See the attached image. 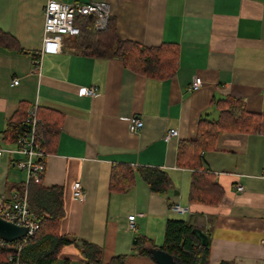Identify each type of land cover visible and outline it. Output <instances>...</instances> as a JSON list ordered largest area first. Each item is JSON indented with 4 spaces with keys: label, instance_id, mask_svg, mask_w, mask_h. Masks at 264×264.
Here are the masks:
<instances>
[{
    "label": "crops",
    "instance_id": "0c3cea01",
    "mask_svg": "<svg viewBox=\"0 0 264 264\" xmlns=\"http://www.w3.org/2000/svg\"><path fill=\"white\" fill-rule=\"evenodd\" d=\"M64 3L105 1L117 36L142 46L173 42L178 46L174 75L156 79L124 67L116 57L83 53L86 31L65 35L61 51L32 58L43 37L46 0H0V29L14 36L20 50L0 45V146L8 123L37 103L54 134L44 158L40 184L62 189L64 215L60 233L75 243L64 245L53 264H84L77 244L86 240L102 248V260L125 255L124 264H157L150 248L163 243L167 219L184 220L209 240L208 264H264V0H58ZM194 76L201 84L189 89ZM18 78L17 84L11 81ZM95 87L93 96L78 93ZM232 96L256 113L259 131H225L201 154V168L211 173L224 194L217 205L190 203L192 169L176 164L180 140L193 139L198 120L218 117L213 101ZM142 120L139 132L130 118ZM177 129L165 141L164 133ZM116 164L164 171L171 188L151 192L136 174L124 193L108 189ZM26 174L4 153L0 161V197L5 205L24 186ZM80 182L83 199L72 195ZM242 185L236 191L235 185ZM179 203L188 211L178 214ZM134 214L136 229L127 228ZM144 251V252H142Z\"/></svg>",
    "mask_w": 264,
    "mask_h": 264
},
{
    "label": "trees",
    "instance_id": "16d2710c",
    "mask_svg": "<svg viewBox=\"0 0 264 264\" xmlns=\"http://www.w3.org/2000/svg\"><path fill=\"white\" fill-rule=\"evenodd\" d=\"M80 33L85 30L87 42L83 53L92 56L116 57L124 67L150 78L167 79L174 75L178 64V46L173 42H162L156 46H142L136 42L122 40L117 36L111 18L105 30L97 31L89 17H75ZM0 45L8 49H18L14 36L0 29ZM36 53L33 58H36ZM218 110L216 119L202 116L197 123L193 139L180 140L177 145L176 164L193 170L188 199L190 203L217 205L224 191L212 178L211 173L201 168V154L214 147L218 134L225 131L255 133L259 131L260 120L256 113L246 110L242 100L227 96L213 101ZM25 109L10 119L6 129V139L16 141L21 132ZM40 123L38 131L42 136V148L47 152L54 134L50 123L44 121L38 111ZM138 174L151 192L163 194L171 188L168 175L153 167H139L136 171L129 166L116 164L110 171L108 189L110 192L124 193L134 184ZM23 187L20 186L18 190ZM31 210L40 221L37 231L25 241L12 242L0 239V264H53L60 249L75 243L74 236L60 233L59 220L64 215L62 189L57 186L43 187L40 183H29L26 187ZM193 224L180 219H167L164 226L162 250L177 258L182 264H208L209 240L202 245L193 233ZM20 245L18 249L17 246ZM84 264H99L102 248L81 240L77 244ZM144 252V251H142ZM125 255L111 257L107 264H124ZM64 264H68L66 260ZM220 264H232L221 262Z\"/></svg>",
    "mask_w": 264,
    "mask_h": 264
},
{
    "label": "built area",
    "instance_id": "2783aa9c",
    "mask_svg": "<svg viewBox=\"0 0 264 264\" xmlns=\"http://www.w3.org/2000/svg\"><path fill=\"white\" fill-rule=\"evenodd\" d=\"M89 17L92 19L94 30L102 31L108 26L111 11L107 2L92 1L88 3H64L58 0H46L43 7V37L36 58H32V72H40V58L43 55H53L61 51L62 41L65 35H77L79 28L75 24V17ZM18 78L12 79V84H17ZM201 84L198 76H194L189 89H197ZM78 93L81 95L93 96L97 93L95 87L82 86ZM22 128L16 141L11 147L0 146V161L4 153L12 157L13 165L26 174L23 191L14 192L11 201L5 205L3 197H0V217L15 223L16 225L27 227L26 235L20 240L25 241L31 237L39 228L40 221L37 215L31 210L26 187L29 183H40L44 174V158L47 152L42 148V136L38 131L40 118L38 116V105L33 103L26 107ZM142 120L138 117L130 118L128 129L131 133L139 132L142 128ZM177 135V129L170 128L163 139L168 141ZM242 185H235L236 191L242 190ZM72 195L75 199H83L81 183L76 181L72 184ZM171 211L183 214L188 211L187 206L174 203L170 206ZM134 214L128 215L127 228L131 231L136 229ZM4 241V240H2ZM17 248H20L18 244Z\"/></svg>",
    "mask_w": 264,
    "mask_h": 264
},
{
    "label": "water",
    "instance_id": "95a60500",
    "mask_svg": "<svg viewBox=\"0 0 264 264\" xmlns=\"http://www.w3.org/2000/svg\"><path fill=\"white\" fill-rule=\"evenodd\" d=\"M27 231V227L16 225L15 223L0 217L1 240L6 242L19 240L26 235ZM192 231L199 239L200 243L202 245H206L208 239L207 234L197 227H194ZM149 251L151 252V256L157 264H182L177 258L173 257L161 248H150Z\"/></svg>",
    "mask_w": 264,
    "mask_h": 264
}]
</instances>
